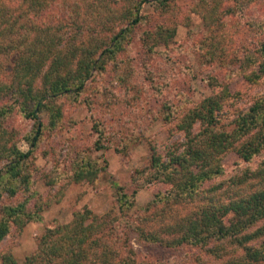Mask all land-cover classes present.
I'll return each instance as SVG.
<instances>
[{
  "label": "trees",
  "instance_id": "1",
  "mask_svg": "<svg viewBox=\"0 0 264 264\" xmlns=\"http://www.w3.org/2000/svg\"><path fill=\"white\" fill-rule=\"evenodd\" d=\"M6 1L0 0V55H5L6 61L12 56L8 69L12 76L0 80V95L14 98L24 118L34 122L31 132L10 148L0 142V161L5 165L4 172L0 170V195L12 198L20 191L23 195L29 191L28 164L43 131L53 133L60 128L63 112L57 100L63 96L76 102L93 67L104 71L108 63L126 51L130 33L141 22L139 6L146 0H123L119 19L126 27L111 29V35L101 39L84 34L85 39L80 42L77 39L81 33L76 38L68 36L69 31L63 26L45 30L37 27L35 19L55 0H18L15 9L8 7ZM99 1L106 6V0ZM110 1L119 4L118 0ZM192 1L193 11L203 22L202 37L196 47L203 52L202 56H208L206 62L212 66L216 54L221 56L217 60L220 67L229 57L225 51L232 36L228 32L231 21L243 20L252 33L264 34V18L255 20L250 15L247 20L244 16L250 7L263 5L264 0ZM164 2L160 0L159 5ZM32 20L34 24L28 26ZM173 34V29L159 27L158 31L148 33L144 42L151 51L154 44L167 43ZM240 45L230 56V71L241 78L236 91L231 92L228 83L215 74L205 78L209 86L220 89L219 93L204 98L181 115L177 127L184 133V140L179 149L168 151L165 156L157 152L151 155L146 176L162 187L156 193L162 204L160 209L139 216L137 221L126 220L134 199L116 187L119 216L111 211L97 217L84 209L74 210L67 224L51 221L37 239L36 250L20 264H264V94L257 95L247 108L237 110L229 124L222 121L223 105L229 98L240 95L243 87L264 83V42L253 49L244 43ZM13 52L16 53L12 55ZM12 109L7 104L0 106V126ZM39 113L46 114V123L39 120ZM98 125L94 145L101 148L105 136L103 127ZM5 135L0 128V138ZM232 152L237 155L234 169L223 163ZM256 156L261 160L253 169L249 163ZM77 158L72 161L71 179L76 183L95 180L100 173L97 164L80 153ZM235 169L237 176L201 189L204 183ZM61 174L59 177L64 172ZM56 182L57 178L48 181L51 185ZM189 204L196 206L182 217L168 214L175 206ZM33 210L27 197L2 204L0 242L12 226L20 231L29 222L41 221L40 209ZM147 210L149 205L144 208ZM125 220L126 227L141 243L174 250L196 248L204 251L206 257L196 256L181 263L139 262L126 237L116 234V224L119 227ZM0 260L1 264H19L9 253H1Z\"/></svg>",
  "mask_w": 264,
  "mask_h": 264
},
{
  "label": "rangeland",
  "instance_id": "2",
  "mask_svg": "<svg viewBox=\"0 0 264 264\" xmlns=\"http://www.w3.org/2000/svg\"><path fill=\"white\" fill-rule=\"evenodd\" d=\"M118 1L119 4H112L106 0L105 6L99 0H55L49 9L39 14L35 22L39 30L63 26L69 31L68 36L76 38L81 33L78 42L83 41L86 34L95 39L109 37L113 31L111 29L126 27V23L119 19L120 3L125 1ZM159 1L141 2V22L130 33L131 42L126 51L119 54L114 62L108 63L104 71L93 67L84 83V91L78 95L76 102L63 96L57 100L63 112L62 123L53 133L44 130L38 147L33 150L28 164L31 172L28 193L23 195L20 191L12 198L6 194L0 195V206L27 197L30 210L40 209L38 214L41 221L29 222L20 231L12 226L9 234L0 242V254L9 253L17 263H22L36 250L37 239L44 233L45 225L54 220L59 224L69 223L74 210L88 209L97 217L111 211L120 215L116 187L122 188L134 199L126 220L137 221L139 216L150 215L160 209L162 204L156 193L162 187L156 186L155 181L150 182L146 176L150 171L152 153L165 156L168 151L179 149L184 140V133L177 127L181 115L204 98L219 93V88H212L205 82L209 75L222 78L231 92L236 91L241 78H236L235 73L230 71L231 52L240 48V43L253 49V46L264 42V34L252 33L243 20L231 21L228 32L230 35L232 33V42L229 40L226 43L225 51L229 57L220 67L217 60L221 56L216 54L215 65L212 66L206 62L208 56H202L203 52L196 47L198 39L202 37L203 22L193 11L194 2L165 0L163 5H159ZM17 3L18 0L6 1L8 7L13 9ZM250 15L255 20L264 18V4L250 7L244 16L248 20ZM33 21L28 26H32ZM159 27L173 29L174 34L167 39V43H156L149 51L144 41L148 33L158 31ZM9 40L6 42L9 43ZM4 56L0 55V80L12 76L8 70L12 66L9 63L12 56L8 57V61ZM231 76H234L232 81ZM37 83H40L39 80ZM259 94H264V83L257 87H243L240 95L229 98L223 105V123L229 124L236 111L247 108ZM2 104L13 106L12 112L0 126L6 132L0 142L10 148L31 132L34 122L24 118L10 95H0V106ZM37 115L41 122L46 123L45 113ZM98 124L103 127L105 136L101 140V148L94 145ZM78 153L89 157L100 168L95 180L76 183L71 179L72 161L78 159ZM236 160L237 155L232 152L225 156L223 163L234 169ZM260 160L261 157H254L249 166L256 168ZM4 166V161H0L1 171ZM238 169L204 183L201 189L222 182L231 175L237 176ZM62 172L64 175L59 177ZM51 178H57L55 185L48 183ZM195 204L175 206L168 214L182 217ZM148 205L150 210L144 211ZM126 220L119 227L116 224V234L122 233V237H126L128 247L134 251L135 259L139 262L181 263L196 256L206 257L204 251L196 248L185 246L174 250L141 243L136 234L126 227ZM141 227H144V223Z\"/></svg>",
  "mask_w": 264,
  "mask_h": 264
}]
</instances>
